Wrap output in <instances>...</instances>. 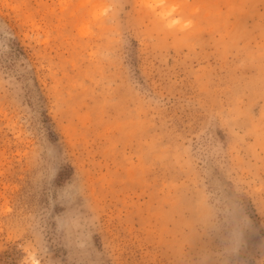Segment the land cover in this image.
<instances>
[{"label":"rangeland","instance_id":"374dc122","mask_svg":"<svg viewBox=\"0 0 264 264\" xmlns=\"http://www.w3.org/2000/svg\"><path fill=\"white\" fill-rule=\"evenodd\" d=\"M0 264H264V0H0Z\"/></svg>","mask_w":264,"mask_h":264}]
</instances>
